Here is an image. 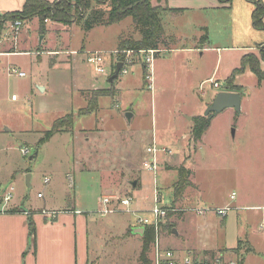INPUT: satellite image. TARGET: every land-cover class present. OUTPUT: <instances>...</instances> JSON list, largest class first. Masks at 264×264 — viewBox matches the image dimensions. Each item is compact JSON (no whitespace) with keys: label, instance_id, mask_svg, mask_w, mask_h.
Wrapping results in <instances>:
<instances>
[{"label":"rangeland","instance_id":"1","mask_svg":"<svg viewBox=\"0 0 264 264\" xmlns=\"http://www.w3.org/2000/svg\"><path fill=\"white\" fill-rule=\"evenodd\" d=\"M213 1L206 9L163 14L170 39L144 79L142 54L116 51L120 35L138 37L129 16L89 31L73 21L46 20L40 33L38 16L24 21L17 34L12 21L4 27L1 23L0 50L29 52L0 55V193L12 194L8 204H0V213L13 203L31 211L35 238L29 248L46 244L48 254L54 253L59 234L66 232L62 226L74 222V215L63 210L76 208L83 210L75 215L77 233L88 230L93 261L142 264L135 215H101L100 198L132 195L131 208L151 219L156 189L158 206L172 204L182 165L191 171L183 191L191 196L183 208L189 213L183 221L181 213L173 212L159 221V246L180 253L202 243L235 247L243 264H264V79L259 81L248 68L234 76L231 83L241 88L239 112L227 107L210 118L199 140L192 135L194 118H207L204 112L215 94L229 89L224 81L239 67L240 57L251 52L259 58L264 50V29H254L251 21L252 0H231L229 7ZM92 7L104 8L95 2ZM87 51L105 55L106 74L92 71ZM116 62L129 63L127 72L109 82ZM259 65L264 71V62ZM97 92H102L97 109L79 114ZM69 112L73 124L39 143L53 121ZM126 112L132 114L130 120ZM152 139L172 150L159 160L155 173L142 168ZM136 180L139 187L132 185ZM197 207L206 208L204 215L189 210ZM226 207L222 220L213 209ZM206 222V228L201 226ZM129 225L132 231L126 235ZM171 227L178 235L170 233Z\"/></svg>","mask_w":264,"mask_h":264},{"label":"trees","instance_id":"2","mask_svg":"<svg viewBox=\"0 0 264 264\" xmlns=\"http://www.w3.org/2000/svg\"><path fill=\"white\" fill-rule=\"evenodd\" d=\"M150 1L151 0H24L20 11L0 13V25L3 21L14 22L15 20H20L24 22L33 16H38L40 33L45 32L46 20L62 23L73 21L84 31H89L95 26H107L129 16L132 18L134 30L137 32L138 37H134L131 34L120 35L118 37L116 50H130L136 52L142 49H160L159 47L166 45V39H170L164 32L162 16L166 11H177V9H171L166 5L163 7L159 4H151ZM160 1L166 2V0H157V3ZM93 2L103 5V10L92 7ZM217 2L221 6L229 7L231 0H217ZM252 3V25L256 29H264V22L262 19L264 15V3L262 0H252ZM203 37L204 39L206 38L205 35ZM156 54L157 53H155L154 56ZM258 54L260 60L251 52L244 53L240 57L239 67L234 68L224 81L226 86H229V89L225 88V90L240 93V86L231 83V81L234 80V76L241 73L245 68L253 72L259 81L264 79V71L261 70L259 65L260 61L264 62L263 48L259 50ZM112 68L115 69V64L112 65ZM142 68V77L144 79L147 74L146 64L144 62H142ZM100 93L102 92H97L90 97L87 103L88 105L84 109L80 108L78 113L84 115L94 112L97 109V97ZM193 122L192 135L195 140H199L208 127L210 118L196 116ZM72 124L73 114L71 112L55 119L51 127L45 130L43 136L39 139V143L47 141L57 132L65 131L66 127ZM177 173L178 179L175 183L174 194L176 197H180L184 189L190 185L188 176L191 174V171L180 165L177 167ZM27 222L29 235L34 241L35 225L31 217L28 218ZM128 231L131 232V229H128ZM153 242L154 227L152 225H146L142 233V248L139 255V261L142 264H151V259L148 255L151 251Z\"/></svg>","mask_w":264,"mask_h":264},{"label":"crops","instance_id":"3","mask_svg":"<svg viewBox=\"0 0 264 264\" xmlns=\"http://www.w3.org/2000/svg\"><path fill=\"white\" fill-rule=\"evenodd\" d=\"M48 1H52V0H48ZM262 2L264 3V0H262ZM23 3H24V0H0V13L20 11ZM213 4H214L213 0H166V2L164 3V5H166L167 7L171 9H177V11L187 10V9H197V10L206 9L208 8V6H213ZM218 5L221 6L219 3ZM221 7H224V6H221ZM177 11H166L165 13H174ZM5 22L6 21L2 22V26L4 25ZM22 25H23V22H22ZM109 26H111V24L107 25L106 27H109ZM3 27H1L0 25V28H3ZM38 29H39V19H38ZM165 34L168 35L166 31H165ZM159 48L163 49V51H160V52H164L166 50V47L165 48L159 47ZM205 48L207 47H203V49ZM181 49H186V48H181ZM12 50L13 51L2 49L0 50V55L7 56V55L15 54V53L26 54L29 52L25 50L16 51L15 47ZM46 52L47 53L57 52L58 54V52H61V51L48 50ZM86 53H88V51ZM44 89L45 88L42 87V90ZM13 96L15 95L13 94L11 98H14ZM136 181L137 182H136L135 187L136 186L139 187L138 184L141 185V183L138 180ZM180 196L181 197L174 198L171 204L172 206L171 205L169 206L171 207L174 206V208L179 209V211H176L174 213H181L180 217H182V221H183L186 215L189 213L187 209L183 210V208H185L184 206L188 203L191 196L186 197L185 195H183V192L181 193ZM10 206L11 208L6 209L0 213V264H94V263L98 264L97 261L92 260L94 258L92 256L93 249H91L90 247L88 230L87 229L85 230L83 228L81 229V232L79 235L77 233V225L75 222L77 217L75 215H76V212L81 213L83 212V210L76 209V208H73L71 210H63L64 212L72 213L74 215L73 217L74 222L69 223V225L67 226L66 225L62 226L63 228H65L66 232L64 234L62 233L59 234L60 237L58 241H56L54 253L48 254L46 244L43 248L39 245V243L36 246V248L34 247V245H32V248H29L31 236L29 235L27 221H28V218L30 217L29 212L31 211L22 210L18 208L14 203L10 204ZM201 215H204V214H201ZM225 216L221 217L222 220H224ZM188 219L195 221L193 217H189ZM207 225L208 223L206 222V224L201 225V226L206 228ZM144 226L146 225H142L138 223L137 221L134 224L135 229L142 227L144 230ZM83 227H84V224H83ZM131 227L132 226L129 225L125 228L126 235L131 233L130 231H128V229H131ZM172 229L173 227H171L170 233L172 235H178L177 231H176L177 233H172ZM142 233H141V237H142ZM34 238H35V235H34ZM47 240L51 241L53 240V238L48 237ZM239 242H241V239L240 240L238 239L237 244ZM141 248H142V244H141ZM26 251H28L26 255H23ZM188 251L196 252V253L223 251V252H226L227 254L228 252H230L231 256H234L235 254L238 255L235 247L219 248L216 246H213V247L209 246L207 243H202V244H199L198 246H194L188 249L187 252ZM140 252H141V249H140ZM140 252H139V255H140ZM139 255H138V260H139ZM95 257L98 258L97 255H95ZM119 258H121V256ZM241 264H243V259H242Z\"/></svg>","mask_w":264,"mask_h":264},{"label":"built area","instance_id":"4","mask_svg":"<svg viewBox=\"0 0 264 264\" xmlns=\"http://www.w3.org/2000/svg\"><path fill=\"white\" fill-rule=\"evenodd\" d=\"M21 25L22 22L20 20H15L12 25V33L17 34ZM160 51L162 50L142 49L136 52H132L130 50H124L122 52H125L127 54L141 53L142 61L146 64V68L150 69V66L152 65V61L154 58V54L159 53ZM87 54H88L87 61L90 64L92 71L97 75L106 74L105 55L99 51L88 52ZM126 64L129 63H124V64L122 63V66L119 70L120 73L127 72ZM11 71L13 73H17L18 76H24L23 71H17L16 69H11ZM147 78H149V75ZM207 81L210 82L213 85V87H219V83L216 80L212 78H208ZM27 151L28 150L26 148L21 149L22 154H26ZM145 153H146V157L142 160V168L155 173L159 166V160L161 158L167 157L170 154H172V150L166 146L156 144L155 141L152 139L151 143H149L146 146ZM233 196L234 194H231L230 198H233ZM0 198H1L0 204L3 206L9 203V201L12 198V194L10 191L5 192L4 194L0 193ZM133 200L134 198L132 195L125 194L120 196L118 194L106 193L100 198L101 207L98 210V212L101 215L107 213H118V212L131 213L135 215L136 221L138 223L142 225H152L154 227V242L152 244V248L150 252L151 264H241L242 263V259L240 255L235 254L234 256H229L226 252L223 251L205 252V253H196V252L188 251V252L180 253L172 249H162L159 246L158 240L156 238L159 221L163 219L169 212L174 213L176 211H179V209H176L171 206H158L157 203L160 202V197L157 195V189H156L154 194L155 205H153L150 208V210H148L152 215V218L148 219L147 217H142L140 215V213L144 211L131 208ZM227 208L228 207L214 208L213 210L219 216H224L226 215ZM189 210H192L198 214H204L206 208L197 207V208H191Z\"/></svg>","mask_w":264,"mask_h":264},{"label":"water","instance_id":"5","mask_svg":"<svg viewBox=\"0 0 264 264\" xmlns=\"http://www.w3.org/2000/svg\"><path fill=\"white\" fill-rule=\"evenodd\" d=\"M121 66H122V62L115 63L114 72L108 77L109 82L113 81V79L118 77ZM39 88L42 90V87ZM240 101H241L240 93L236 91L220 90L215 94L211 103L207 106L204 115H207L208 118H211L213 115L219 113L220 111H222L227 107L234 108L236 112H239ZM125 116L128 120H130L132 114L130 112H126ZM27 181L29 182V178L27 179ZM132 185L135 186L136 181H132ZM133 231L141 234L143 232V228L142 227L136 229L134 228ZM172 233H177L174 228L172 229Z\"/></svg>","mask_w":264,"mask_h":264}]
</instances>
